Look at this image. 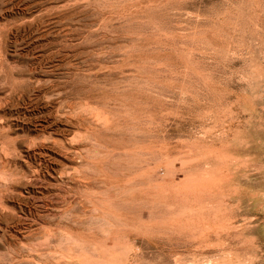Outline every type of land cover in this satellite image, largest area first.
Segmentation results:
<instances>
[{
  "label": "rangeland",
  "instance_id": "rangeland-1",
  "mask_svg": "<svg viewBox=\"0 0 264 264\" xmlns=\"http://www.w3.org/2000/svg\"><path fill=\"white\" fill-rule=\"evenodd\" d=\"M0 264H264V0H0Z\"/></svg>",
  "mask_w": 264,
  "mask_h": 264
}]
</instances>
